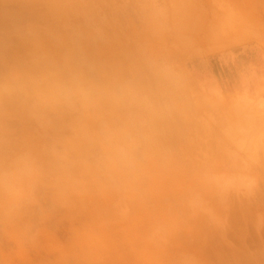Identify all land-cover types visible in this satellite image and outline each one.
<instances>
[{"label":"crops","instance_id":"obj_1","mask_svg":"<svg viewBox=\"0 0 264 264\" xmlns=\"http://www.w3.org/2000/svg\"><path fill=\"white\" fill-rule=\"evenodd\" d=\"M181 1L0 0V264L262 263L264 55Z\"/></svg>","mask_w":264,"mask_h":264},{"label":"rangeland","instance_id":"obj_2","mask_svg":"<svg viewBox=\"0 0 264 264\" xmlns=\"http://www.w3.org/2000/svg\"><path fill=\"white\" fill-rule=\"evenodd\" d=\"M181 2L175 9L178 15L183 16V25L191 24L192 31H188L187 34L193 36L194 42L198 43L203 36L204 32L200 31V26L205 23L209 26L208 34L221 31L229 37L234 33L235 24L239 22L241 34H251L254 45L258 46H251L247 50H251L255 58H260V54L264 55L260 50V46L264 45V0H182ZM241 40L243 41V38ZM227 43L228 40L225 41L226 45ZM233 56V50L229 49L219 59L232 62ZM258 78L257 81H264V74L259 75ZM261 105L260 102L256 104L259 108ZM261 185L258 189H264V182ZM254 247L257 250L263 249L264 242H254ZM261 264H264V260Z\"/></svg>","mask_w":264,"mask_h":264}]
</instances>
